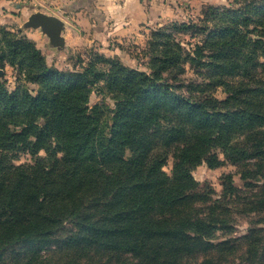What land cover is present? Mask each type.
I'll return each instance as SVG.
<instances>
[{"label":"trees","instance_id":"16d2710c","mask_svg":"<svg viewBox=\"0 0 264 264\" xmlns=\"http://www.w3.org/2000/svg\"><path fill=\"white\" fill-rule=\"evenodd\" d=\"M0 32V70L8 64L27 82L9 89L0 73V249L8 246V261L32 264L60 244L141 255L148 243L173 256L197 248L203 264H218L220 247L232 255L250 237L218 235L232 231L237 205L264 209L262 192L248 195L227 172L214 197L192 171L229 163L246 188L259 182L264 0L208 4L196 20L154 27L137 51L148 70L92 50L60 69L29 39ZM188 68L199 80L185 76ZM217 85L225 98L207 92ZM22 151L30 160L15 164Z\"/></svg>","mask_w":264,"mask_h":264},{"label":"rangeland","instance_id":"374dc122","mask_svg":"<svg viewBox=\"0 0 264 264\" xmlns=\"http://www.w3.org/2000/svg\"><path fill=\"white\" fill-rule=\"evenodd\" d=\"M230 0H118L124 9H129L134 16L147 18V21L137 23H123L126 16L122 14L118 3L99 4L97 0H0V29L8 31L17 38H27L32 41L41 51L46 63L54 65L60 69L72 67L74 55L86 56L89 50L103 53L109 57H117L124 64L148 70L147 57H141L137 51L145 46L150 30L159 25L172 21L187 22L190 19L196 20L200 16V11L204 5L212 4L216 6H226ZM111 6L110 8L108 7ZM106 6V10L105 7ZM40 10L44 13L55 15L64 22L62 35L65 39L64 47H56L50 44L48 37L39 28L24 27V22L28 16ZM144 13L146 16H144ZM116 14V16L114 15ZM133 16V17H134ZM107 17H111L109 20ZM131 17V18H133ZM116 18V19H115ZM150 18V19H149ZM1 33V32H0ZM2 73V78L9 89L16 85H26L23 78L16 79L19 72L6 64ZM186 77H195L191 69L185 72ZM235 81L234 78H228ZM199 80V79H198ZM264 83V77L260 79ZM29 86V84H28ZM219 99L226 97V91L221 85L210 87L207 91ZM97 99L92 96L91 102ZM40 154H43L41 151ZM14 159L15 164L28 162L30 156L26 151L17 154ZM171 160L164 165L163 170L170 173ZM259 182L254 183L251 188L244 186V180L237 173V168L229 163H225L216 168H209L205 163L197 166L193 171V177L200 186L209 187L213 191V196L217 197L222 189L221 176L230 172L233 175L234 184L245 189L246 193H259L264 195V159L261 163ZM257 208L258 211L251 210L239 212L240 206L234 210L233 228L229 234L218 235L222 240L226 237H242L252 230L248 239L241 238L239 243L234 244L236 251L226 254L229 249L220 247L214 255L218 259L212 258V263L218 264H255L259 255H264V244L259 250H255L264 242V209ZM260 209V210H259ZM260 228V230H256ZM251 240V241H250ZM152 248L147 243L145 252L141 255L124 253L121 250H109L102 246L92 245H64L58 248H45L32 264H203L206 255L197 248L189 250H175L168 252L164 247L160 252H152ZM263 248V250H261ZM222 249V250H221ZM232 249V248H231ZM250 249L251 256L241 260L240 254ZM8 246L0 249V264H29L28 261L11 262L8 261ZM248 252L245 257H247ZM237 257V258H236ZM234 258L235 260H232ZM258 264H264V257Z\"/></svg>","mask_w":264,"mask_h":264},{"label":"water","instance_id":"95a60500","mask_svg":"<svg viewBox=\"0 0 264 264\" xmlns=\"http://www.w3.org/2000/svg\"><path fill=\"white\" fill-rule=\"evenodd\" d=\"M23 25L27 28H39L48 37L51 45L64 47V22L57 16L37 10L28 16Z\"/></svg>","mask_w":264,"mask_h":264},{"label":"crops","instance_id":"0c3cea01","mask_svg":"<svg viewBox=\"0 0 264 264\" xmlns=\"http://www.w3.org/2000/svg\"><path fill=\"white\" fill-rule=\"evenodd\" d=\"M97 2L99 3V4H104L105 3V5H107L108 3L110 4V5H114V2H117L118 3V7H120V9L121 10H123L124 8L122 7V5L118 2V0H97ZM108 7L110 8L111 6H109L108 5ZM103 8H105V10H106V6L105 7H103ZM124 13V14H123ZM122 14L123 15H125L126 17L124 18V19H122V21H123V23H139V22H141V21H143V22H145V21H147V18L145 17V18H140L139 16H134L133 15V13L132 12H129V9H124L123 11H121V16H122ZM115 16H116V14H114ZM134 16V17H133ZM144 16H146V14L144 13ZM131 17H133V18H131ZM109 20H111L112 18L111 17H107ZM116 19V18H115ZM150 19V18H149Z\"/></svg>","mask_w":264,"mask_h":264}]
</instances>
